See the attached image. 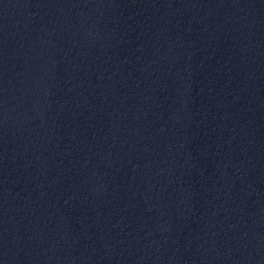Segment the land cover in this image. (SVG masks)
I'll return each mask as SVG.
<instances>
[{
    "label": "water",
    "instance_id": "95a60500",
    "mask_svg": "<svg viewBox=\"0 0 264 264\" xmlns=\"http://www.w3.org/2000/svg\"><path fill=\"white\" fill-rule=\"evenodd\" d=\"M0 264H264V0H0Z\"/></svg>",
    "mask_w": 264,
    "mask_h": 264
}]
</instances>
